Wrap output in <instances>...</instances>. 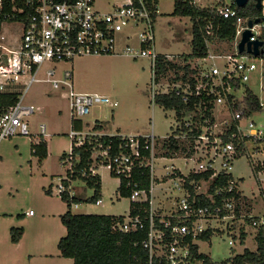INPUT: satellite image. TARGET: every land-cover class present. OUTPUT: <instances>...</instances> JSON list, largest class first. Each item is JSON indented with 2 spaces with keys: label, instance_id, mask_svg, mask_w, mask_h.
Returning a JSON list of instances; mask_svg holds the SVG:
<instances>
[{
  "label": "built area",
  "instance_id": "obj_1",
  "mask_svg": "<svg viewBox=\"0 0 264 264\" xmlns=\"http://www.w3.org/2000/svg\"><path fill=\"white\" fill-rule=\"evenodd\" d=\"M10 1L11 16L21 14L23 18L11 20L21 25L18 45L0 42V93H17L18 99L15 104L0 111V140L29 134L28 117L38 107L33 103H24L23 97L34 82L50 83L60 97L67 99L71 120L81 118L99 104H108L111 108L117 106V101L107 95L75 90L72 70L69 67L60 68L62 63L70 65L75 58L84 55L124 53L132 59L146 57L149 59L151 82L156 89L152 93V99L155 94L166 93L172 88L176 89L177 94L182 93L185 101L189 95L213 96L214 120L209 124V118L205 119L207 125H204L202 132L194 137L192 144L187 145L184 153L174 156L184 159L185 165L188 160H194L195 164L187 167L185 171L173 164L164 165L162 166L165 168L164 178L157 183L156 161L164 156L157 152L153 125L150 134L122 135L124 141L121 146L124 150L108 157L105 164L100 162L98 165H106L110 173L118 176L119 181L122 176L130 177L135 168L148 170L147 185L141 184V180L126 183V186H131L130 201L145 206L146 216L142 218L139 212L132 214L129 210L123 221L116 224V228L130 232L147 226V235L143 241V247L147 250L145 264H203L196 256L200 252L199 249L197 248V253L194 254L193 245H197L200 235L208 228L219 229L215 232H220L219 227L224 225L231 236L235 219L245 220L246 215L252 218L248 225L252 227L264 225V213L261 216L240 213L238 218L235 217V197L233 194L226 195L232 193L236 187L235 179H229L225 186L214 190L215 194L221 197L220 202L213 206L194 205L196 195L204 190L203 185L199 181L195 182L193 178L187 180L189 174L203 171H211L210 179L218 176L220 172L230 173L233 159L245 150L248 138L256 142L264 141V133L256 128L250 119L246 121L247 133L244 132L240 120L249 114L245 113L244 94L238 96L235 93L257 68L252 54L245 51L240 53L237 49L242 32L248 27L249 17L238 14L236 8L230 6V2L219 1L222 4L216 13L223 18L234 20L233 49L231 52L221 54L209 48L207 42L206 56L196 63V81L191 87L188 83L170 84L165 79H156L155 62L158 52L154 46L153 9L144 0H119L110 3L106 10L95 8V0ZM250 31L249 40L262 38V25L253 24ZM206 33H212L211 23L206 25ZM43 64H47V67L40 73ZM233 84L237 87H233ZM259 104L261 107L264 106L263 102L259 101ZM221 107L227 110L231 119L224 120L222 128L214 131L213 127L217 124L214 110ZM232 120L236 121V132L231 136L243 141L240 148L239 142L223 138ZM39 126V134L44 137L45 125ZM84 133V130L77 131L71 128L68 136L71 140L75 139V144L79 145L89 132ZM184 136L185 134L175 135L180 138ZM141 149L148 150V153H142ZM191 149L192 152L187 155ZM70 152L71 148L64 160L67 167H70ZM94 154L93 158L96 156ZM100 155L106 156L107 149L102 150ZM261 164L263 165V162ZM99 166L90 167L91 173H97ZM170 182L179 193L170 197L173 205L162 212L157 194L170 191L171 187L165 186ZM186 182L193 184L196 195L187 189ZM63 190L64 186L60 180L57 185L58 194ZM101 202V198L96 201L97 204ZM28 213L31 214L32 211L29 210ZM254 216L258 218L255 219ZM231 239L228 240L230 245L233 244Z\"/></svg>",
  "mask_w": 264,
  "mask_h": 264
},
{
  "label": "rangeland",
  "instance_id": "obj_2",
  "mask_svg": "<svg viewBox=\"0 0 264 264\" xmlns=\"http://www.w3.org/2000/svg\"><path fill=\"white\" fill-rule=\"evenodd\" d=\"M117 1L119 0H95L94 6L100 10H106L110 3ZM174 1L157 0V14L153 21L154 46L156 52L181 62V56L191 51V21L188 16L173 14ZM219 1L230 2V0H194L193 2L198 7L218 8L222 4ZM20 34L21 25L17 21L2 22L0 42L18 45ZM209 48L221 54L231 52L233 41L229 43L213 40L209 42ZM260 55L254 58L257 68L244 84L260 102L264 103V57ZM46 65H42L40 73L47 67ZM64 67L72 70L75 90L104 94L118 103L113 108L108 104L96 105L88 114L83 115L81 119L84 121L85 133L92 131L96 120L101 124L102 133L109 135L118 132L134 135L150 134L153 125L154 135L161 139L171 134L175 128L174 112L171 109H165L152 99V93L156 89L151 82L148 58L132 59L124 53L84 55L75 58L70 65L63 63L60 65V68ZM50 85V83L34 82L23 97L24 103H33L38 107L28 117L29 134L0 140V229L3 230L7 224L16 227L25 225L29 233L26 239L28 241L30 239L31 246H34L29 252L36 253L35 244L38 243L43 247L38 252L43 250L47 255L42 259L33 258L27 262L28 264H58L56 259L53 260L51 257L59 252L57 242L65 234V228L56 212L61 211V207L64 210L62 213L65 212L67 205L60 199L57 185L66 177L67 165H63L59 157L63 152L70 151L71 138L68 133L71 130V119L67 99L60 97L57 90ZM235 93L241 96L243 85ZM243 103L240 102L241 105ZM214 111L217 122L213 127L215 131L222 128L223 121H229L231 116L224 107ZM248 119L252 120L256 128L264 133V106L240 120L245 133L248 130L246 127ZM40 124L46 126V134L49 135L48 155L43 166H39L37 158L31 151V142L36 143L39 138ZM262 162H264V141L256 142L248 138L245 150L231 163L230 173L234 179L238 180L242 194L249 200V204L240 210L242 214L261 216L264 213V164L262 165ZM170 164L185 171L187 167L195 164V161L188 160L185 165L184 159L179 157H163L157 160L156 183L164 178L165 168L162 166ZM97 174L101 179L98 196L102 199V203L97 204L94 200H86L92 196L93 189L80 179L72 180L69 191L82 201L76 206L72 204L71 212L126 215L129 211L130 199L120 195L118 176L111 174L106 165H100L97 168ZM50 184L53 192L46 193L45 190ZM165 186H170V191L166 190L157 194L162 212L173 205L171 196L179 193L177 188H173L171 182ZM168 197H171L170 200ZM29 210L34 213L33 216L28 215ZM21 217H25L24 223L18 221L19 219L16 220ZM219 228L221 232H214L208 239L197 242L199 251L208 255L212 261L219 263L227 261L232 256L242 253L246 247L252 251L256 250L255 227L248 225L246 220L235 219L232 227L234 239L228 235L224 225ZM243 229L245 237L241 240L239 234ZM38 231L41 233L38 234ZM230 239L233 241L231 245L228 244Z\"/></svg>",
  "mask_w": 264,
  "mask_h": 264
},
{
  "label": "trees",
  "instance_id": "obj_3",
  "mask_svg": "<svg viewBox=\"0 0 264 264\" xmlns=\"http://www.w3.org/2000/svg\"><path fill=\"white\" fill-rule=\"evenodd\" d=\"M152 9L153 17L157 14V0H144ZM194 0H175L173 14L180 16H188L191 21V51L181 56V62L171 60L165 54L158 52L155 62L156 79H165L170 84L173 83H188L191 87L196 81L197 61L206 56L207 42L213 40L227 41L231 43L235 34L234 20L231 18H223L216 13L217 7H198L194 4ZM230 6L235 7L237 13L242 16H247L254 19L259 15V11L254 5L239 7L230 0ZM11 1L0 0V30L4 20H20L23 18L21 14L11 16ZM264 11V0L262 2ZM212 24V33H206V25ZM264 57V52L260 55ZM233 87H237L233 84ZM243 101L246 105L245 113L250 114L253 111L261 109L258 97L243 85ZM213 96L189 95L185 101L182 98V93L177 94L176 89H169L166 93H157L154 100L163 106L165 109H171L174 112L176 122L175 128L171 134L163 138H156V144L161 156L174 157L177 154H182L186 151L187 145H191L194 137L202 132L205 119L209 118V124L214 120L213 112ZM18 99L17 93L5 92L0 93V111L5 110L9 106L16 103ZM236 121L232 120L224 132V140H233L239 142V148L243 145L241 140L232 137L231 134L236 132ZM71 128L77 131L83 130V120L72 119ZM101 130L98 124H94L92 131L87 133L83 142L79 145L75 144V139L71 140V160L70 167L66 169V177L61 179L64 190L59 193L60 198L66 203L67 210L60 214V222L65 227V234L62 235L58 242L57 248L59 255L72 259V264H145L147 258V250L143 247V241L147 235V226H144L136 231L124 232L116 228L118 222H122L124 215H109L97 213H72L70 207L72 204H77L82 201L75 194L69 191L70 182L80 179L85 185L93 189L92 196L86 200H94L100 198L101 179L97 173L92 174L90 167H97L100 162L105 164L107 158L113 156L121 150H124L122 143L124 139L120 134H97L95 131ZM185 134L184 138L175 137V135ZM39 138L36 143L31 144L33 155L37 156L39 161L47 155V143L43 135L38 134ZM143 139V138H142ZM246 139V138H244ZM192 147V146H191ZM107 149V155L101 156L100 152ZM158 151V152H159ZM142 153H148V150L141 149ZM192 149L187 153L189 155ZM97 153L95 158L93 154ZM68 153L63 152L60 155V161L64 162ZM240 155V154H239ZM238 155V156H239ZM237 156V157H238ZM264 164V162H263ZM255 168V167H254ZM211 171H203L196 174H189L187 180L193 178L195 182L199 181L203 185V189L196 195V190L193 184L186 182L185 186L189 191L196 195L195 204L213 206L220 202L219 195H216L214 190L218 187L225 186L229 179H234L231 173L220 172L218 176L210 179ZM111 174H114L111 172ZM115 175V174H114ZM141 180V184L148 183V170L145 168L134 169L130 177H120L118 191L121 196L129 197L131 186H126L127 181L134 182ZM235 185L232 193L235 197V217H239L240 210L249 204L246 195H243L235 179ZM49 190L46 189V192ZM225 195V193H224ZM242 206V207H241ZM143 205L136 204L130 201V213L139 212L143 217L146 216ZM241 207V209H240ZM257 219L258 217H253ZM251 217L245 216V220L250 224ZM219 231V229H215ZM208 228L202 235L200 240L208 239L215 232ZM221 232V231H220ZM245 231L241 230L239 239L243 240ZM23 233L21 226L10 228V237L12 242H17ZM235 238V234L231 233ZM255 242L256 250L244 248L243 252L236 254L222 263L214 262L211 258L202 253H197V245H193V251L196 256L203 261V264H264V225L255 226ZM134 255V256H132Z\"/></svg>",
  "mask_w": 264,
  "mask_h": 264
},
{
  "label": "crops",
  "instance_id": "obj_4",
  "mask_svg": "<svg viewBox=\"0 0 264 264\" xmlns=\"http://www.w3.org/2000/svg\"><path fill=\"white\" fill-rule=\"evenodd\" d=\"M96 123L98 124L99 128L102 129L101 124L99 123L98 120H96L95 124ZM84 128H85V125H84V121H83V130H84ZM45 131H46V126H45ZM95 133L104 134V133H102V130H97V131H95ZM117 134L134 135V134H126L124 132H118ZM48 136L49 135H47V134L44 135L46 143H47ZM70 148H71V146H70ZM47 155H48V147H47ZM47 155L44 159H42L40 161H39L38 157L34 155L37 158V163L39 164V166H43L45 164ZM47 189L49 191L46 193L53 192V190L51 188V184L49 185V187ZM62 211H64V210H62V207H61V211L57 210V212H56V213H58L59 218H60L59 213L62 214ZM28 215L33 216L34 213H31V214L28 213ZM24 219H25V217H21V218H17L16 220H18L20 222L22 221L24 223ZM9 225L10 224H7L3 230L0 229V264H28L27 262L31 261L33 258L42 259L44 256H47L43 252V250H41V252H38L39 249L43 248L41 246V244L39 246L38 243L35 244V246L37 248V252L36 253H30L29 252L30 249H32V247H34V246H31L30 239H29V241L26 239L27 236L29 235V233L27 232L25 225H21V227L23 228V233H22L20 239L17 242H12L11 237H10V228L16 227V226H9ZM63 228H65V227L63 226ZM39 233H41V232L38 231V234ZM41 243H43V242H41ZM26 257H27V259H26ZM54 257H56V258H54ZM54 257L52 255L51 258H53V260L56 259L55 261H57L58 264H72L71 258L62 257L59 255V252Z\"/></svg>",
  "mask_w": 264,
  "mask_h": 264
},
{
  "label": "water",
  "instance_id": "obj_5",
  "mask_svg": "<svg viewBox=\"0 0 264 264\" xmlns=\"http://www.w3.org/2000/svg\"><path fill=\"white\" fill-rule=\"evenodd\" d=\"M245 1L246 0H233V2L240 7L244 5ZM262 2L260 3V0L257 1L258 8L260 5L262 6ZM253 24L262 25L263 33L261 39L249 40V37L251 36L250 27ZM247 26L248 27L242 32L241 39L237 44V49L240 53L245 51L252 54L254 57H257L264 52V15L248 20Z\"/></svg>",
  "mask_w": 264,
  "mask_h": 264
},
{
  "label": "flooded vegetation",
  "instance_id": "obj_6",
  "mask_svg": "<svg viewBox=\"0 0 264 264\" xmlns=\"http://www.w3.org/2000/svg\"><path fill=\"white\" fill-rule=\"evenodd\" d=\"M233 1V0H232ZM257 1L258 0H246L244 5L241 6V7H244V6H251V5H254L255 9H257L259 11V16H263L264 15V11H263V7L260 5V7L258 8L257 7ZM263 0H260V3L262 2ZM236 5V4H235ZM237 6V5H236ZM240 7V6H239Z\"/></svg>",
  "mask_w": 264,
  "mask_h": 264
}]
</instances>
